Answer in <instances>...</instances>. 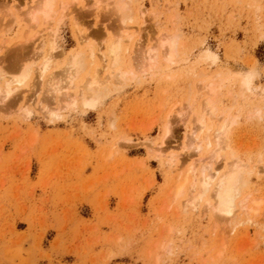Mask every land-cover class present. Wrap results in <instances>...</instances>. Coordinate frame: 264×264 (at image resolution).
<instances>
[{
  "label": "rangeland",
  "instance_id": "374dc122",
  "mask_svg": "<svg viewBox=\"0 0 264 264\" xmlns=\"http://www.w3.org/2000/svg\"><path fill=\"white\" fill-rule=\"evenodd\" d=\"M32 1L0 0V66L7 72L17 65L18 57L34 51L39 27L29 28L22 19L11 24L12 17L5 12L14 4L23 12ZM156 1L135 0L133 6L143 7L148 14L142 18L137 12L134 19L145 22L138 30L146 43H156L164 30L181 34L177 62L168 65L161 57L157 74L137 71L136 35L133 42L124 41L122 50L125 66H132L136 76L111 79L94 107L81 105L80 99L60 111L58 119L50 118L42 113L38 100L55 99L45 83H39L37 73L15 88L6 99L9 103L0 102V264H264V111L253 112L261 99L264 104V0ZM104 6L76 4V20L71 15L63 18L56 76L61 77L69 53L88 50L78 41L76 21L90 32L88 43L97 51L106 49L119 25L134 30V23L122 27L115 11ZM207 52L217 58H207ZM252 71V91H241L240 80ZM85 77L79 76L77 85H83ZM3 82L0 75V85ZM212 82L218 91L216 105L227 117L211 115L209 119L216 127L228 115L239 118L228 142L239 160L249 163L248 169L255 166V172L244 176L242 194L249 196L250 207L258 208L218 221L205 203L185 211L190 184L175 199L176 168L165 160L166 154L159 157L145 146L147 141L165 140L168 152L181 155L186 168L189 154L195 151L182 150V144L193 125V109H201L209 95L205 85ZM25 99L28 116L20 109ZM167 125L168 139L163 137ZM210 150L201 155L210 156ZM224 154L217 163L221 171L231 162L227 150ZM31 177L38 178L36 184L44 190H56L47 212L34 200L19 202L23 201L22 186L16 187L17 192L10 188L12 182ZM59 183L71 186L67 200L54 186ZM30 196H35L34 190ZM81 202L92 211L82 208L81 213L89 216L87 223L80 218ZM17 218L33 232L19 233Z\"/></svg>",
  "mask_w": 264,
  "mask_h": 264
},
{
  "label": "bare ground",
  "instance_id": "6f19581e",
  "mask_svg": "<svg viewBox=\"0 0 264 264\" xmlns=\"http://www.w3.org/2000/svg\"><path fill=\"white\" fill-rule=\"evenodd\" d=\"M153 2L157 3L156 0H153ZM102 3H105L107 8L110 6L109 8H111L113 12L115 11L113 15L116 14V18L118 16L119 19L117 23L120 22L122 27H127L129 23H134L135 26H133L134 24L132 25L134 30H128L127 28L129 26L125 29L121 28V26L118 24L120 28L116 30L118 32L115 36L113 35L114 38H112L110 43L106 45V49L97 51L95 45L88 43L91 35L90 32H87L84 27L79 28V23L76 21V34L78 36V41L81 44H86L88 50L85 51L79 49L69 53V55L66 56L67 60L66 64L62 68L61 77L56 76L55 74L58 75L59 73H55L54 67L57 63V57L59 54L61 55V53H57L59 48L58 32L63 18L67 15H71L73 19L76 20V4H78V6L81 5L82 8H89L91 6L97 8ZM134 3L135 0H94L92 3L91 0H87V2L85 0H33L31 4L26 5V9L23 12H20V5L14 4L13 7H8V12L5 13H7L6 15L12 17L11 20H9L11 24L18 19H22L26 21L29 28H34L35 26L39 27V30H36L38 34V44L35 46L32 53L28 52L26 55L24 53V56L20 58V60L18 57L17 65H15L12 69H6L8 72L0 66V75H3L4 77V84L0 85V102H6V99L12 96L17 87L27 84L32 75L37 73L39 83L41 84V82H44L46 84V86L44 84V87L47 88V92H49L48 94L51 93L52 99H55L54 102H52L53 100L51 101V99L38 100V103L40 104V110L50 118L58 119L60 116V111L71 106H75L77 101L80 99L82 101L81 105L86 107H94L98 102V99L101 97V100L104 96H102L104 93L103 90L104 88H107L108 83H111L109 82L111 79L114 78L117 81H124L123 79L127 78V76L136 74V71L132 68V66H125V58L123 59L122 57V53L124 51V41L127 42L126 40H128L133 42V39H135L136 35H138L136 42H139L138 49H135L137 53H135L136 56L134 60L135 65H137V67L135 66L137 71L139 69V71L143 72L144 74L146 72L152 74L155 71L154 74H157L156 70H159V59H161V57H164L168 65H172L173 63L177 62L178 46L181 34H169L167 33L168 31L164 30L159 33L160 36H158V42L155 40L156 43H152L151 41L146 43L143 40L144 38L142 35L140 36V25H143L145 22H139L138 20L136 22L134 18L137 12L138 15L142 16V18L147 16L145 14L148 13H146V11L141 6H139L138 9L135 8L133 6ZM104 8L106 7L104 6ZM153 14L156 15V13ZM138 27H140V30H138ZM107 35L110 37L111 33L108 32L106 36ZM205 56L213 60L217 58V55L213 52H207ZM103 72H106L107 74H104V76L101 78V74ZM151 74L149 76H151ZM82 75L86 79L84 78V84L81 85V87L80 85H77V79ZM254 77V71L250 72L248 77L245 79H242L241 77L242 80L240 81L244 86L241 91L246 89L248 91H252V82ZM78 81L81 80L78 79ZM15 84L16 86H14ZM79 87L80 90L75 91V93H71V90ZM205 87L208 88L206 89L209 92V95L205 96L203 100V106L200 110L193 109V125L191 124L189 127L188 134L185 135L186 141L182 144L184 145L182 146V150L193 149L195 151V153L189 154L191 162L186 166V168L183 167L186 164L185 160L183 162L180 160L181 155L179 156L173 151L168 152V145L165 140L161 139L162 141L160 140L161 142L159 143L147 141L145 146L147 147V150L151 151V153H155L154 155L159 157L166 154L165 160H167L172 168H176V172H178L176 176L178 181L175 186V199L183 195L185 193L186 185L190 184V196L188 195L189 198L186 200V204H183L185 205V211L187 210L188 212L190 208H199V205L205 203L208 210L214 211L217 221L223 217L225 218L226 216L229 219H235L240 210L241 212L242 210L243 212L258 210V208H253L255 206L250 207V203L248 201L249 196L244 197L242 194L244 176L246 172L250 174L255 172L253 169L255 166L248 169L249 163H242V160H239L240 158L235 154L234 148L228 142L231 140L230 135L233 134V131L231 133V129L233 127L232 125L237 124L235 122L239 119L238 116H236L238 119H235L228 115L230 118L227 120V113L216 105V99L214 98L217 96L214 97V95L215 92L217 93L218 91H216L214 83H209L205 85ZM248 91L247 93L249 94ZM243 93L244 92H241L242 96ZM43 99L45 98L43 97ZM26 101L27 100L25 99V102ZM260 102L261 106H258V104L256 105V108H254L255 110L253 112L255 115H261L264 111L263 100L261 99ZM4 106L6 107L7 104L3 105L2 108H4ZM20 109L26 116L30 114V109L28 108L27 102L22 105ZM211 115L213 118L214 116L226 115V120L222 121V123H220L218 126L212 127V121L209 119V116ZM163 134V137H167L168 139V136L171 134L168 125L165 127ZM127 142L131 143L132 140L127 139ZM208 149L212 150L210 156L208 155V157H205L201 155L203 153L205 154ZM226 150L228 151V156L231 159V162H227L225 169L221 171L220 168L217 167V163L224 160V152ZM195 154H198V158L193 156ZM183 168H185L184 171Z\"/></svg>",
  "mask_w": 264,
  "mask_h": 264
},
{
  "label": "crops",
  "instance_id": "0c3cea01",
  "mask_svg": "<svg viewBox=\"0 0 264 264\" xmlns=\"http://www.w3.org/2000/svg\"><path fill=\"white\" fill-rule=\"evenodd\" d=\"M31 176V174H30ZM38 181V178L37 179H33L32 177L29 179V180H25V182H22L20 183L19 180H16L15 182H12L10 184V188H14L13 190H15V192H17L16 190V187L18 185L22 186V196H21V199L23 198V201L19 200V202H23L24 203V200L26 202H31L32 200L36 201L38 204L40 203L41 204V210L43 209L44 212L46 211H49L51 209V203L53 202V198H54V193L56 190H53V187H51L50 190H44L41 186H39V184H36ZM55 187H57L58 189H60V193L65 197H67L68 195V190L69 188L71 187L70 185L68 184H64V183H59V184H56L54 185ZM12 190V191H13ZM32 190H34L35 192V196L34 197H31L30 196V193L32 192ZM46 191V192H45ZM45 192V193H44ZM47 199V200H46ZM67 200V199H66ZM64 201V199H63ZM62 202V201H61ZM43 203V204H42ZM81 204L83 205L81 208H79V211H80V218L84 219L87 223L88 219H89V216H86V215H83V213H81V211L83 210L82 208L85 207V209L87 208L89 210V212H92L90 211V207L88 204L86 203H83L81 202ZM61 206V205H59ZM11 209V213L15 215V209L13 207H10ZM61 212L64 211V206H62L61 208H59ZM42 210V211H43ZM41 211V215H43L44 212ZM40 213V212H39ZM91 218V217H90ZM15 225H16V230L21 233V232H33L30 231V230H27V224L26 222H24L22 219L20 218H17L15 220ZM84 225V224H83ZM83 225L81 226V228L83 227ZM38 226L39 224L37 223V227L35 230H38ZM50 230H53V229H50ZM39 264H42L40 261H39Z\"/></svg>",
  "mask_w": 264,
  "mask_h": 264
}]
</instances>
